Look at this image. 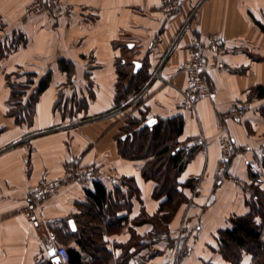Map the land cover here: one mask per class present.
I'll use <instances>...</instances> for the list:
<instances>
[{
	"label": "crops",
	"instance_id": "crops-1",
	"mask_svg": "<svg viewBox=\"0 0 264 264\" xmlns=\"http://www.w3.org/2000/svg\"><path fill=\"white\" fill-rule=\"evenodd\" d=\"M31 1L0 0V264L56 263L51 251L60 245L88 254V264H161L179 239L191 246L181 264H234L222 249L221 232L249 214L256 191H264V97L255 93L264 85V0H184L171 17L160 11L161 0H63L69 11L55 21L28 17ZM192 12L191 26L181 33ZM212 34L224 42L208 53L210 61L232 71L213 70L216 98L192 104L181 66L192 42L205 43ZM159 67L161 78L152 80ZM141 70L149 76L145 95L131 103L137 94L130 92L117 107L121 73H128L127 86ZM48 74L50 84L36 96L33 112L20 118L17 102L27 105ZM24 85L32 93L16 100L15 87ZM243 102L251 109L241 120L220 118ZM130 119L136 131L150 119L182 120L178 146L206 139L192 147L179 174L185 200L169 219L170 212L161 210L167 196L156 197L158 183L144 176L153 156L131 158L120 149ZM221 134L237 150L227 169L232 180H219ZM70 164L131 179L134 189L108 193L101 208L88 193L95 185L68 184L30 219L24 209L31 192L44 178L65 176ZM84 229L86 238L99 239L96 258L80 245ZM158 233L171 241H155ZM239 264H253V255L241 250Z\"/></svg>",
	"mask_w": 264,
	"mask_h": 264
},
{
	"label": "trees",
	"instance_id": "trees-1",
	"mask_svg": "<svg viewBox=\"0 0 264 264\" xmlns=\"http://www.w3.org/2000/svg\"><path fill=\"white\" fill-rule=\"evenodd\" d=\"M264 30V25L260 24ZM62 69L71 72L69 63L65 59L60 60ZM122 82L118 86L119 95L117 98V107L124 105L128 99V94L133 92L138 94L149 80L146 70H141L136 76L131 78L129 85L125 86L124 79L128 77L127 72H122ZM51 75L48 74L39 84L36 94H34L28 106L29 114L33 112L36 96L46 90L50 84ZM255 93L264 97V85H260L255 89ZM16 97V91H14ZM30 116V115H29ZM183 130V122L177 119L169 121H159L154 124H148L141 131H136V123L132 120L128 122L127 134L134 131L133 136H128L122 141L121 151L124 155L131 158L135 156L151 157L150 161L144 168V176L153 179L158 183L155 195L156 197L167 196V200L162 204L161 210L168 211L170 214L166 219L170 218L177 210L179 205L185 200L179 191L178 177L189 161L191 154L186 155L184 151L178 149L175 138L181 134ZM96 191H89V196L93 200L94 205L103 207L108 199V193L118 192L121 187H110L101 182H96ZM130 186V190L134 189V182L126 179L125 185ZM256 199L251 202V212L244 216H238L232 220L233 228L221 232L222 249L226 256L239 264L241 250H247L253 255V264H264V191H256ZM99 216V218H98ZM96 218L103 220L102 211H98ZM258 219L261 223L258 224ZM88 232L84 229V233L79 238L80 245L92 257L101 255L99 239L94 237H85ZM85 237V239H83ZM71 257V264H88L83 259L82 253L75 249H68ZM102 250V249H101ZM99 252V253H98ZM49 264H56L50 262ZM122 264H128L127 260Z\"/></svg>",
	"mask_w": 264,
	"mask_h": 264
},
{
	"label": "built area",
	"instance_id": "built-area-1",
	"mask_svg": "<svg viewBox=\"0 0 264 264\" xmlns=\"http://www.w3.org/2000/svg\"><path fill=\"white\" fill-rule=\"evenodd\" d=\"M184 0H161L160 11L167 17L174 16L182 11ZM69 9L64 4L63 0H33L26 7L27 16H33L41 14L49 20H58L63 15L68 13ZM195 12H192L186 19L181 33L185 32L191 26L194 19ZM223 39L219 34H212L207 38L205 43H201L197 40L192 42V50L190 57L186 63L181 66V70L187 74L188 88L186 90V96L189 101L194 104L202 99L214 100L217 96V91L212 85L210 75L213 70L228 69L222 62L210 61L208 53L218 52L223 44ZM162 67V65H161ZM161 67L155 71L152 80L161 78ZM232 71L231 69H228ZM146 88L142 89L131 101L136 103L146 93ZM251 109L249 102L238 103L231 110L221 114V119L228 120H241L244 113ZM146 126V122H142L138 128L142 129ZM134 131H129L128 136H133ZM206 143V139L203 136H198L190 141V144L178 146L179 150L184 151L185 154H191L192 147L200 146ZM218 143L220 146V163L218 170L220 173V181L226 179L232 180L227 174V169L230 162L237 155V150L233 139L227 134H221L218 137ZM96 182H101L110 187H123L125 185V179L121 176L111 175L106 176L100 168L95 165H76L70 164L66 168L65 176L56 179H42L35 189L31 192L28 200V204L24 209V213L30 218L35 220L37 218V211L43 205V203L56 194L63 186L79 183L86 188L92 187ZM155 241H162L169 243L171 238L164 233H158L154 237ZM191 246L179 239L174 247L172 255L161 264H181L185 257L189 254ZM55 255L59 257V264H71V257L68 247L60 245L55 249ZM89 255L84 254L83 259H88Z\"/></svg>",
	"mask_w": 264,
	"mask_h": 264
},
{
	"label": "rangeland",
	"instance_id": "rangeland-1",
	"mask_svg": "<svg viewBox=\"0 0 264 264\" xmlns=\"http://www.w3.org/2000/svg\"><path fill=\"white\" fill-rule=\"evenodd\" d=\"M33 1V0H32ZM37 15H41V14H37ZM33 16H35V15H33ZM28 17H30V16H28ZM19 77H21L22 79H24L23 77L24 76H19ZM30 81H31V75L29 76H27V80H26V84H29L30 83ZM28 86L27 85H24V86H21V87H15L16 89H15V91H16V100H19L20 98H22V96L24 95V94H27V93H32V91L31 90H28V91H26L25 89L27 88ZM30 88V87H29ZM15 100V101H16ZM18 103V105L16 106V108L14 109V111H17L18 112V115H20V118H22V119H27L28 117L27 116H29L30 114H29V109H28V106H29V103H30V100L27 102V105L26 104H21V103H19V102H17ZM26 113V117H24L25 115V113ZM131 120V119H130ZM192 153V152H191ZM187 155V154H186ZM236 157V156H235ZM231 163V162H230ZM230 165V164H229Z\"/></svg>",
	"mask_w": 264,
	"mask_h": 264
},
{
	"label": "water",
	"instance_id": "water-1",
	"mask_svg": "<svg viewBox=\"0 0 264 264\" xmlns=\"http://www.w3.org/2000/svg\"><path fill=\"white\" fill-rule=\"evenodd\" d=\"M156 122H157L156 119H150V120L148 121V124L150 125V124H154V123H156ZM70 224H71V226H72V228H73V225H75L74 220H71V221H70ZM75 228H76V225H75ZM75 228H73V229H75ZM55 253H56L55 249L51 251V254L54 256V261H55L57 264H59V263H60V259H59V257H57V256L55 255Z\"/></svg>",
	"mask_w": 264,
	"mask_h": 264
},
{
	"label": "snow or ice",
	"instance_id": "snow-or-ice-1",
	"mask_svg": "<svg viewBox=\"0 0 264 264\" xmlns=\"http://www.w3.org/2000/svg\"><path fill=\"white\" fill-rule=\"evenodd\" d=\"M73 228H75V225H73Z\"/></svg>",
	"mask_w": 264,
	"mask_h": 264
}]
</instances>
